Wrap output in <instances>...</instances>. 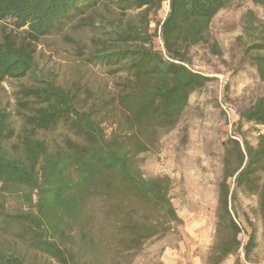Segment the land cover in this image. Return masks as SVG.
<instances>
[{
	"label": "trees",
	"instance_id": "obj_1",
	"mask_svg": "<svg viewBox=\"0 0 264 264\" xmlns=\"http://www.w3.org/2000/svg\"><path fill=\"white\" fill-rule=\"evenodd\" d=\"M163 1L0 0V82L25 79L13 107H0V234L12 237L0 240V264H125L122 254L181 222L171 178L144 177L139 155L213 79L188 66L187 52L208 41L213 17L236 0H168L161 18ZM245 15L243 54L264 82V26ZM54 34L110 82L96 87L81 74L60 81L45 69L37 46ZM242 119L264 127V95L238 113L225 141L209 264L255 246L253 223L239 239L237 190L256 196L264 240V130L251 145ZM7 193L26 208L9 210Z\"/></svg>",
	"mask_w": 264,
	"mask_h": 264
},
{
	"label": "rangeland",
	"instance_id": "obj_2",
	"mask_svg": "<svg viewBox=\"0 0 264 264\" xmlns=\"http://www.w3.org/2000/svg\"><path fill=\"white\" fill-rule=\"evenodd\" d=\"M167 9L168 0H164L158 16L164 17ZM249 10L264 26V5L236 0L213 17L208 41L188 49V66L213 79L189 96L179 121L161 135L155 149L139 155L144 177L167 175L171 178L170 198L181 222L172 223L165 233L144 241L137 250L122 254L125 264H203V256L210 254L215 241L214 209L223 175L225 141L233 136L238 113L264 95V82L243 54L242 39L246 38L243 27ZM37 57L45 69L56 70L60 81L81 74L82 80L89 79L98 87L111 80L105 68L79 63L70 43L60 34L42 38ZM22 81L25 79L7 78L0 82V107H13V91ZM263 130V126L252 121H240V131L253 146ZM228 183L232 187L233 178ZM235 203L237 220L243 229L239 239L243 243L247 239L246 228L249 231L251 226L248 220L255 228L260 226L257 198L237 190ZM5 205L11 211L26 208L17 193H7ZM11 238L9 234H0V240L11 241ZM24 250L28 256L35 255L31 249ZM37 257L48 262L41 253Z\"/></svg>",
	"mask_w": 264,
	"mask_h": 264
},
{
	"label": "crops",
	"instance_id": "obj_3",
	"mask_svg": "<svg viewBox=\"0 0 264 264\" xmlns=\"http://www.w3.org/2000/svg\"><path fill=\"white\" fill-rule=\"evenodd\" d=\"M259 222L257 223L260 225L259 227H256V234L257 236L254 238L255 239V246L252 248V250L249 252L248 256H244L243 251L239 249L234 254H228L224 259L219 261L217 264H264V251L259 252V250H262L264 246V240H263V226H262V221L261 218L259 217ZM249 223L251 224V220H248ZM246 231L248 232V228H246ZM264 250V249H263ZM208 253H206L203 258V264H209L208 258H209ZM200 258V256H198ZM210 264H215V263H210Z\"/></svg>",
	"mask_w": 264,
	"mask_h": 264
}]
</instances>
